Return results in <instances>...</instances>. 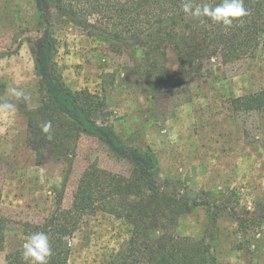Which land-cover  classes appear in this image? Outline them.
I'll return each mask as SVG.
<instances>
[{"label":"rangeland","instance_id":"obj_1","mask_svg":"<svg viewBox=\"0 0 264 264\" xmlns=\"http://www.w3.org/2000/svg\"><path fill=\"white\" fill-rule=\"evenodd\" d=\"M48 22L55 42L53 62L65 84L72 91L87 89L104 97L106 113L99 123L111 126L128 147L149 146L161 180L179 181L194 194L211 192L229 202L214 230L212 250L218 264H264V222L248 225L243 233L235 221L243 209L253 213L264 206V117L237 115L230 104L235 97L264 89V49L253 58L214 64L209 77L186 93L151 99L138 67L139 51L113 53L53 10ZM45 27L38 24L33 0H0V52H14L0 58V82L6 90L22 89L30 109L40 102L30 47ZM26 130L25 117L0 111V217L7 223L0 264L7 254L23 250L32 226L51 216L66 171L63 162L50 157L36 165ZM92 164L114 174L131 173L129 162L104 143L81 136L62 209L70 208L78 180ZM207 217L206 207L180 217L175 234L201 239ZM128 238L126 225L113 216L85 215L66 239L67 264H107Z\"/></svg>","mask_w":264,"mask_h":264},{"label":"trees","instance_id":"obj_2","mask_svg":"<svg viewBox=\"0 0 264 264\" xmlns=\"http://www.w3.org/2000/svg\"><path fill=\"white\" fill-rule=\"evenodd\" d=\"M33 1L38 24L46 25L37 44L30 47L39 79V105L30 109L27 100L16 102L6 96L7 86L2 82L0 97L15 104V111L25 117V141L34 150L36 165H43L47 157L66 165L55 210L43 224L32 226V233L49 237L52 254L48 264L68 263L66 239L85 215L97 212L120 220L129 231V238L107 264H218L212 250L214 230L229 202L211 192L194 194L179 181L161 180L149 146L128 147L111 126L98 122L106 113L105 99L87 89L72 91L65 84L53 62L55 42L48 32V16L53 10L113 53L139 51L138 67L147 79L150 98L156 99L186 93L192 84L209 77L214 64L253 58L264 49V0H243L248 14L227 27L207 18H187L182 10L185 0ZM204 2L218 4L220 0H193L194 6ZM12 54L10 50L0 52V58ZM230 104L237 115L264 117V89L235 97ZM45 123L51 124L48 133L42 131ZM81 136L104 143L115 156L129 162L131 173L124 176L89 165L65 210L61 208L63 195ZM200 207L208 209L204 236L194 240L176 235L179 218ZM240 213L235 221L243 233L248 225L264 222V206L258 212L243 209ZM6 230L7 223L0 217V252ZM5 264L27 262L22 250H16L5 256Z\"/></svg>","mask_w":264,"mask_h":264},{"label":"clouds","instance_id":"obj_3","mask_svg":"<svg viewBox=\"0 0 264 264\" xmlns=\"http://www.w3.org/2000/svg\"><path fill=\"white\" fill-rule=\"evenodd\" d=\"M183 13L187 18L203 20L207 18L214 23L223 26H231L233 20L247 15L243 0H220V3L204 2L194 6L193 0H185L182 5ZM6 96L16 100H28L26 93L18 87H10L6 90ZM16 105L8 99L0 97V111H15ZM42 131L48 133L51 124L45 123ZM51 139V136L48 137ZM52 254L49 237L43 232H35L29 235L23 244L22 258L27 264H48V258Z\"/></svg>","mask_w":264,"mask_h":264},{"label":"flooded vegetation","instance_id":"obj_4","mask_svg":"<svg viewBox=\"0 0 264 264\" xmlns=\"http://www.w3.org/2000/svg\"><path fill=\"white\" fill-rule=\"evenodd\" d=\"M36 44H37V42H36ZM38 46V45H37Z\"/></svg>","mask_w":264,"mask_h":264}]
</instances>
